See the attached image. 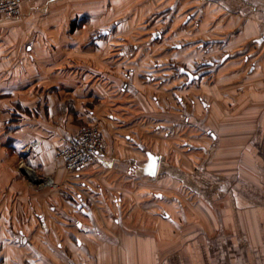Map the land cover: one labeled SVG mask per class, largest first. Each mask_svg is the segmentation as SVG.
Listing matches in <instances>:
<instances>
[{
    "label": "crops",
    "instance_id": "0c3cea01",
    "mask_svg": "<svg viewBox=\"0 0 264 264\" xmlns=\"http://www.w3.org/2000/svg\"><path fill=\"white\" fill-rule=\"evenodd\" d=\"M107 3L111 9L109 22L127 33L140 23H196L198 17L208 23L212 19L215 4L228 11L232 8L230 11H235L237 15L243 14L245 4L253 6L255 11L257 9L256 4L252 5L248 0H28L23 1L19 16L0 20V104L16 105L14 109H20L16 118L60 119L62 128L59 134L64 138H61L59 145H63L68 136L66 126L74 125L71 121L98 123L108 159L92 163L85 168L84 174H88L95 165V169L106 166L117 169L119 176V172L126 173L132 163H144L146 152L159 157L154 178H128L126 174H120V178L127 177L130 180L128 182L132 183L128 191L126 188L125 194L116 191L117 195L110 192L106 197L98 185L99 191L95 194L102 199V205L109 215L121 217L122 206H125L128 215L141 218L139 223H130L136 225L122 224L115 218V226H112L115 237L94 223L73 224L76 234L72 233L70 240L82 255L76 258L75 264H264V62H253L252 66L246 68L241 60L228 61L240 51L234 53L225 50L229 48L228 39L220 37L214 39L217 46L223 49L220 54L214 56L211 53L212 57L207 58L209 60L198 63L219 69L212 74L213 78L219 79V86L214 81L210 86L204 85V91L211 99L200 96L205 102L203 110H211V120L219 121L221 141H227V149L221 151L229 153L231 137L242 136L244 139L245 136H252L251 144H243L241 152H244L242 159L246 166L253 168L252 173L256 165L258 181L256 185H251L240 180L244 191L235 193V224L230 225L228 219H224L229 211V203H223L225 207L219 212L212 204L205 203L188 215L184 212L182 219L187 222L180 223V219L175 218L178 209L165 205L170 199L177 200L179 197L153 191L152 185L174 183V187H177L176 177H181L184 165L182 161L170 165L163 152L169 148L168 140L174 133L170 131V126L175 129L181 113L187 116V121L194 116L188 107L189 104L194 106L195 102L189 99L193 97L187 94L184 99L179 94L180 88L192 87L200 76L189 80L181 72L183 68L193 74L194 69L184 65L181 67L180 45L169 43L168 49H165L164 41L168 39L163 30L144 35L147 42H156L158 49L155 55L149 56V60L145 57L148 65L143 66L142 72L135 70L132 64H118V67L109 68L101 63L99 35L110 32L94 30L91 35H84L85 27H75L69 31V15H73L71 20L75 14L78 19L86 14L91 15L93 23H98L102 6ZM187 10L188 15L185 14ZM118 34L117 31L115 35ZM241 35H244L243 27ZM73 39L76 48L69 47ZM57 41L60 48L54 46ZM85 41L89 45L88 50L84 48ZM263 41L264 35H257L254 40L256 44H262ZM119 56L116 59L122 61L127 57L124 51H120ZM111 58L114 59V56ZM88 60H91V64ZM103 66H107L106 69H101ZM53 104L57 111L55 113L52 111ZM40 105H45L44 112ZM138 106L140 110L135 111ZM23 108L28 111L24 112L21 110ZM128 120L129 123H126ZM123 122V125H118ZM150 125H154L155 129L149 131ZM213 131L207 132L212 138H217V133ZM28 133L29 137L37 135L31 131ZM45 134L50 133L45 131ZM40 145L39 142L38 155L30 151L32 144L26 148L13 144L8 149L11 153L22 155L21 159L27 160L25 162L42 163V153L46 148ZM161 167L163 175L159 173ZM81 178L85 177L79 176L77 180ZM19 181L14 177L13 187ZM133 181L136 182L133 184ZM244 186H248L251 191H246ZM31 199L28 202V216L35 217L32 221L34 224L39 219L46 233L51 230L47 221L48 211L68 217L67 211L55 212L53 207L49 210L43 207L38 209L43 200H47V195ZM40 200L41 203L33 207L34 202ZM243 200L249 203L247 212L245 205L243 208L240 206L244 204ZM88 208L82 209L83 215H92ZM22 212L25 210L21 207L0 208V227L7 226L9 233H15L11 222L15 217H20ZM222 214L224 217L220 216ZM185 226L188 230L184 229ZM183 231L189 232L186 239L181 237ZM11 235L15 239V235ZM10 243L12 246L0 244V264H31L28 257L22 258V246L28 250L34 248L31 238L12 240ZM106 249H109V255H106ZM114 249H119V252ZM83 254L89 256L84 257ZM61 255L64 258L66 256ZM73 262L71 260L70 264Z\"/></svg>",
    "mask_w": 264,
    "mask_h": 264
},
{
    "label": "rangeland",
    "instance_id": "374dc122",
    "mask_svg": "<svg viewBox=\"0 0 264 264\" xmlns=\"http://www.w3.org/2000/svg\"><path fill=\"white\" fill-rule=\"evenodd\" d=\"M23 1L27 2L28 0H22V3ZM248 1L252 5L256 4V11L252 9L253 6L245 4L244 10H242L243 14L237 15L235 11H230L233 10L232 8L228 11V9L221 8L219 5L215 4L213 5L212 19H209L208 23H205L204 19L201 21L199 17L196 19V23L194 21L192 23L181 24L167 23L166 25L140 23L134 25V29H129L130 32L128 33L126 30L120 29L119 26L116 28L115 24L109 22V13L111 9L108 3L102 6V15H100V22L98 23H93L91 15L86 14L80 16V19H78L77 14H75L72 20L71 18L73 15H69V31L73 25L74 28L76 27L77 29L85 27L86 29L83 30L84 35H91L94 30L110 32L109 34L101 35L97 33L100 36L101 63L106 64L109 68H113L114 66L118 67V64H132L135 70L142 72L143 66L148 65V62L145 63L147 61L145 57L149 60V56L155 55L158 49L156 42L154 43L150 40L147 42L144 35H152L151 33L153 31L160 33L161 30H163L165 37L168 39L164 41L165 49H168L167 46L169 43L175 42L177 45H180L181 67L183 65L186 67L188 66L194 69V73L200 76L202 81L199 79L200 81L194 82L192 87L180 88L179 94H182L184 99L187 94L193 97L189 99L195 102L194 106L190 104L187 106L194 116L193 119L187 121V116L184 117V114L181 113V118L177 120L175 129H173L172 125L170 126V131H173L175 134L173 133L169 138V148L163 152L164 157L168 159L170 165L182 161V165H184L182 169L184 172L181 171V177H176L178 183H175V185H177V187H174V183L170 185L169 183L152 185L153 191L157 190L159 193L164 192L179 197L178 199L176 198L177 200L170 199L171 201L165 203V205L167 206L169 204L172 208L175 207L178 209L175 218H179L180 223L187 222L182 219L184 217V212L188 215L199 206H204L205 203L212 204L218 212L225 207L224 204L229 203L227 217L225 218L224 214L220 216L224 217V219H228V224H235L237 222V216L235 214L237 207L235 193H242L244 191L241 187L240 180H244L243 182L251 185H256L258 181L256 178V175H258L256 165L254 164L255 172L252 173L253 168L246 166L245 161L242 159L244 152H241L243 144H251L252 136H245L244 139L242 136L231 137L229 153L221 151L222 149H227V145H225L227 141L226 139L225 142H223L224 140L221 141L219 121L211 120L212 111L209 110V112H205L203 110V104H205V102L201 99V96L209 100L211 99V97L205 93L204 85L210 86L214 81L218 83L217 85L219 86V79L212 77V74L216 72L218 68L209 67L208 64L204 66L198 64L209 60L207 58L212 57L211 53H213L214 56L220 54L223 49L221 46H217L216 40H214L220 37H226L228 39L229 48L225 50L233 51L234 53H237L238 50L240 51V54L231 56L228 61L234 60V62H238L241 60V63L244 64L246 68L249 65L252 66L253 62H264V41L262 44H256L254 42L257 35H264V0ZM69 2H74V0H69ZM113 6L115 8V5ZM76 11L75 9V12ZM185 14L188 15V10ZM242 27L244 35H241ZM117 31L119 34L115 35ZM236 35L241 36L236 37ZM131 36H133V39H130ZM92 37L93 36H91V38ZM58 43L59 41H57V43L54 42L56 48H60ZM75 44L76 41L74 39L70 40L69 47L76 48ZM148 44L149 46H147ZM88 46L89 45H87L85 41V50L89 49ZM120 51H124V54L127 56L123 61L121 59H116V57H120ZM242 51H244L243 56ZM111 56H114V59L111 58ZM111 59L113 60L110 61ZM72 63L75 64L76 61ZM88 63L91 64V60H88ZM101 63L98 64L100 65ZM241 63L239 62V64ZM107 66H103L101 69H106ZM87 81L91 82L92 80ZM14 106L16 105L10 103L0 104V208L11 209L12 207H21L25 212H22L20 217H15L14 221L11 222V226L14 227L15 233H9L7 226L4 228L0 227V244L3 246H12V243H10L12 240L31 238L33 241V249L28 250L22 246V258L28 257L27 259L31 264H70L71 260L74 261L72 264H75L76 258H78V256L82 257V255L78 253V249L73 246L70 240L71 234H76V228L73 227V224L77 222L89 225L94 223L99 225L105 233L115 237V232L112 227L115 226V218L119 219V223L122 224L129 223L128 225H136L130 223H139L141 217L128 215V211L125 212V206H122L121 217L109 215L102 205V199L95 194V192L99 191L98 185L102 187L101 191H103V196L106 195V197H108L110 192L115 195L120 192L125 194L126 188L128 191L129 187L132 186V183L128 182L130 181L128 178H130V176H136L135 171L137 170L136 165L138 163H132L126 173L123 172L122 174L119 172V176L120 174H122V176L126 174L128 178H120L117 173L118 171H116L117 169L108 166L95 169V165H93V169L90 168L88 174H84L85 172L83 170L75 175H67L61 170L58 166L59 163H57L53 157L55 150L62 146L58 143L61 142V138H64L59 134L60 128H62L59 124L60 119L48 121L42 117L36 119L16 118V113L20 109L16 111ZM40 106L42 112H44L45 105ZM54 106L55 104H53L52 111L55 113L57 111ZM21 110H24V112L28 111V109L25 108ZM138 110H140V106L135 109V111ZM195 111L197 112L194 114ZM129 121L130 120L126 121V123H129ZM64 122L65 121H63V124ZM71 122L74 125L66 126L68 136L64 144L72 139L79 128L93 125V121H89V123H85L84 121ZM123 124L124 122L118 125L121 126ZM153 129H155L154 125H150L149 131ZM211 129L216 131H213V133H217V138H212L209 135L207 131ZM30 131L35 132L37 135L29 137L28 132ZM45 131H48L50 134H45ZM166 132L169 131L166 130ZM39 142L41 144L40 147L43 149L46 148L45 152L41 150L43 151L42 163L25 162L27 160H22V155L15 152L11 153L8 149V147L13 144L23 147H29L32 144L33 148H31L30 151L38 155L39 147L37 146ZM189 148H192V150ZM24 149H22V151ZM24 153L22 152L21 154ZM107 159L106 157V160ZM161 168L162 169H159V173L163 175V167ZM25 169L30 170L36 175V179L33 180V177L26 173ZM79 176L85 178L77 180ZM14 177L20 180L15 187H13L12 184ZM64 179H70V184L64 183ZM135 182L136 181H133V184ZM216 183H218V185H216ZM173 187L175 189H173ZM244 188L246 191H251L248 186H244ZM116 191L118 192L116 193ZM80 192L85 193L82 199H79V196H77ZM46 195L47 200H43L44 202L41 205L39 204L42 200L36 201L33 207L39 205L38 209L43 207L45 210H49L50 207H53L55 208V212L67 211L68 213V217H62L61 215L57 216L54 212L48 211L47 221L51 229L48 233L42 230L39 219L38 222L34 224L32 221L35 217L28 216L29 200L31 202L32 197H45ZM112 197L114 198L115 196ZM113 198H111V201ZM96 203L98 204L95 205ZM243 203L244 204H240V206L243 208V205H245L247 212L249 203L246 200H243ZM232 207H234L233 210H231ZM83 208L90 209L92 215H83ZM61 218L65 221H67L66 218H68L67 223L65 224ZM56 221H58V223H56ZM170 222L172 223V221ZM184 229L188 230L186 226ZM188 233L189 232L183 231L181 233L182 239H186ZM11 234L15 235V239ZM217 234L219 235V233ZM60 245H62V247H60ZM116 247H118L117 243ZM114 251L118 253L119 249H114ZM61 254L66 255L65 258L62 257ZM102 255H105V253H102ZM106 255H109V249H106ZM88 256V254L84 255V257Z\"/></svg>",
    "mask_w": 264,
    "mask_h": 264
},
{
    "label": "built area",
    "instance_id": "2783aa9c",
    "mask_svg": "<svg viewBox=\"0 0 264 264\" xmlns=\"http://www.w3.org/2000/svg\"><path fill=\"white\" fill-rule=\"evenodd\" d=\"M22 0H0V20L13 19L20 13ZM106 147L98 123L79 128L72 139L57 148L54 160L67 175H75L85 170L92 163L106 159ZM70 184V179H64ZM84 192L79 193L83 198Z\"/></svg>",
    "mask_w": 264,
    "mask_h": 264
},
{
    "label": "water",
    "instance_id": "95a60500",
    "mask_svg": "<svg viewBox=\"0 0 264 264\" xmlns=\"http://www.w3.org/2000/svg\"><path fill=\"white\" fill-rule=\"evenodd\" d=\"M181 71L184 72L189 77V80L192 79V76L190 75V73L184 71L183 69H181ZM158 161H159V157L156 154H153L151 152H146L145 162L138 163L136 165V168H137V170L135 171L136 176L137 177L138 176H148V177L154 178L157 173Z\"/></svg>",
    "mask_w": 264,
    "mask_h": 264
},
{
    "label": "bare ground",
    "instance_id": "6f19581e",
    "mask_svg": "<svg viewBox=\"0 0 264 264\" xmlns=\"http://www.w3.org/2000/svg\"><path fill=\"white\" fill-rule=\"evenodd\" d=\"M25 172L28 173L31 177H33V180L36 179V175H34L30 170L25 169Z\"/></svg>",
    "mask_w": 264,
    "mask_h": 264
},
{
    "label": "flooded vegetation",
    "instance_id": "af4514ba",
    "mask_svg": "<svg viewBox=\"0 0 264 264\" xmlns=\"http://www.w3.org/2000/svg\"><path fill=\"white\" fill-rule=\"evenodd\" d=\"M182 69H183V68H182ZM183 70L186 71L185 69H183ZM181 72H182V71H181ZM186 72H187V71H186ZM183 73H184V72H183ZM190 75L192 76V79H194L195 76L198 77V74H197V73H193V74L190 73ZM186 77L189 79L188 76H186ZM192 79H191V80H192Z\"/></svg>",
    "mask_w": 264,
    "mask_h": 264
},
{
    "label": "trees",
    "instance_id": "16d2710c",
    "mask_svg": "<svg viewBox=\"0 0 264 264\" xmlns=\"http://www.w3.org/2000/svg\"><path fill=\"white\" fill-rule=\"evenodd\" d=\"M73 28H74V26L72 25L70 30L72 31V30H73Z\"/></svg>",
    "mask_w": 264,
    "mask_h": 264
}]
</instances>
